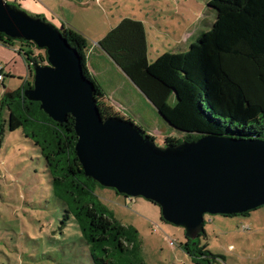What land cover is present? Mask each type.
<instances>
[{
    "label": "rangeland",
    "instance_id": "1",
    "mask_svg": "<svg viewBox=\"0 0 264 264\" xmlns=\"http://www.w3.org/2000/svg\"><path fill=\"white\" fill-rule=\"evenodd\" d=\"M4 1L38 16L33 8L35 0ZM69 5L65 13L57 9L55 14L95 43L124 17L147 19L154 24L158 12L164 11L158 21L160 28H147L154 45L150 62L172 51L185 52L177 49L182 32L194 28L199 37L212 28L216 19L207 0H104L92 3L90 9ZM13 43L38 63H48L43 50L24 41ZM82 52L87 76L97 83L93 82L97 88L95 99L103 119L130 121L161 147L185 141L186 134L173 130L107 55L97 48ZM6 81V89L0 83V264H94L77 224H63L64 207L54 196L52 178L39 148L22 130L8 129L9 113L1 108L2 97L6 90L14 92L22 87L24 80L12 81L7 75ZM94 190L110 218L136 231L138 257L144 264H193L184 251L185 230L164 221L159 206L141 197L128 198L113 189L96 186ZM204 231L205 236L196 242L220 257L215 264H264V206L247 215H205Z\"/></svg>",
    "mask_w": 264,
    "mask_h": 264
},
{
    "label": "trees",
    "instance_id": "2",
    "mask_svg": "<svg viewBox=\"0 0 264 264\" xmlns=\"http://www.w3.org/2000/svg\"><path fill=\"white\" fill-rule=\"evenodd\" d=\"M207 5L216 10V21L184 53H167L150 62L145 27L129 18L98 43L99 49L173 130L186 134L184 142L203 135L264 141V0H207ZM61 33L79 53L83 67L82 49L87 45ZM5 40L16 41L0 34V41ZM23 55L31 68L49 64L38 63L30 53ZM33 81L6 92L1 108L9 113V131L22 130L39 148L54 196L64 207L63 224H77L94 264H144L138 257L136 231L108 216L94 190L102 186L85 175L76 152L75 119L68 116L59 124L40 103L28 100L25 92ZM203 236L205 231L197 240ZM199 241L187 238L184 246L193 264L217 263L220 257Z\"/></svg>",
    "mask_w": 264,
    "mask_h": 264
},
{
    "label": "water",
    "instance_id": "3",
    "mask_svg": "<svg viewBox=\"0 0 264 264\" xmlns=\"http://www.w3.org/2000/svg\"><path fill=\"white\" fill-rule=\"evenodd\" d=\"M0 34L46 51L49 64L32 66L25 97L59 124L75 119L77 156L100 186L156 204L163 220L192 241L203 233L205 215L237 216L264 206V141L203 135L158 146L134 123L102 118L79 53L52 23L0 0Z\"/></svg>",
    "mask_w": 264,
    "mask_h": 264
},
{
    "label": "crops",
    "instance_id": "4",
    "mask_svg": "<svg viewBox=\"0 0 264 264\" xmlns=\"http://www.w3.org/2000/svg\"><path fill=\"white\" fill-rule=\"evenodd\" d=\"M36 5L33 6L34 11L38 13V16H43L48 18V20L45 18V20L53 23L59 30H61L65 35H69L70 37H78L79 40L87 45V48L89 49H94L97 48L99 49L98 43L105 38V36L113 30L115 27H117L122 20L129 18L133 19L136 21H140L143 23L145 30H146V38H147V44H148V58L150 54L151 48L154 47L152 43L150 42V36H151V30L148 31V26L150 29L154 27H159V20H161L164 15V11H159V16L155 19L154 24L150 23L147 19H140V18H130V17H124L119 24H117L114 27H111L105 36L97 40V43L93 42L86 34H84L82 31L78 30L76 27L72 26L70 23H66L62 21L59 16H57L55 13L58 12L57 9L62 10L63 13H65V7L67 4H72L77 8L78 4L83 6V8H89V6L97 2L98 4H101L104 0H35ZM56 3V4H54ZM56 5V7L54 6ZM72 5H69L70 7ZM208 7V5H207ZM209 9L213 10L216 12L215 9L208 7ZM53 10V12H52ZM214 18V15L211 16ZM217 17V12L215 13V18ZM216 21V19H215ZM168 23V22H167ZM153 25V26H152ZM181 29V27H180ZM197 30L194 31V28L186 29L185 31L182 32L181 37L179 38V43L177 49H182L181 51H188L189 47L191 46V41L197 39ZM154 34V32H153ZM6 42V40H5ZM91 44V45H90ZM193 44V43H192ZM181 46H183L181 48ZM187 49V50H186ZM100 50V49H99ZM101 51V50H100ZM102 52V51H101ZM159 51H157V55H159ZM174 54H180L184 52H173ZM150 61V59H149ZM0 66L3 68V73L6 75V79L3 83H1L4 88L6 86V80H7V75L12 79L14 78H19L20 80H24V82H29L32 77H33V71L31 66L27 63V60L25 59L23 52L20 50L19 47L15 46V43H4L3 41H0ZM120 70V69H119ZM121 71V70H120ZM99 83V82H98ZM100 85V84H99ZM6 89V88H5ZM6 92H10L7 91Z\"/></svg>",
    "mask_w": 264,
    "mask_h": 264
},
{
    "label": "built area",
    "instance_id": "5",
    "mask_svg": "<svg viewBox=\"0 0 264 264\" xmlns=\"http://www.w3.org/2000/svg\"><path fill=\"white\" fill-rule=\"evenodd\" d=\"M5 79H6V75L3 73V68L0 66V83H3Z\"/></svg>",
    "mask_w": 264,
    "mask_h": 264
}]
</instances>
